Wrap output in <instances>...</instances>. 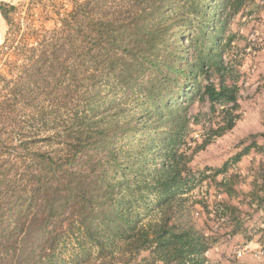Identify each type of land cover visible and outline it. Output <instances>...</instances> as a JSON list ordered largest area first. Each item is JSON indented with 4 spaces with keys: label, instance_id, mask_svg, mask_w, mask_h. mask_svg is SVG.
I'll return each instance as SVG.
<instances>
[{
    "label": "trees",
    "instance_id": "1",
    "mask_svg": "<svg viewBox=\"0 0 264 264\" xmlns=\"http://www.w3.org/2000/svg\"><path fill=\"white\" fill-rule=\"evenodd\" d=\"M65 1L55 28L19 39L16 7L0 1L14 56L0 73V264H207L212 217L241 233L229 171L264 133L218 168L192 162L241 119L229 26L262 10Z\"/></svg>",
    "mask_w": 264,
    "mask_h": 264
},
{
    "label": "rangeland",
    "instance_id": "2",
    "mask_svg": "<svg viewBox=\"0 0 264 264\" xmlns=\"http://www.w3.org/2000/svg\"><path fill=\"white\" fill-rule=\"evenodd\" d=\"M16 7L13 22L20 27L16 37L32 30H52L56 26L58 14L63 15L69 9L65 0H0ZM260 8L262 11L247 12ZM252 9V10H251ZM243 18L236 17L230 22L229 31L236 33L237 38L227 54L225 60L231 64L238 78L239 103L241 106V119L234 129L215 140L204 151L198 153L192 162L193 169L202 170L205 167L211 169L220 167L227 159L252 142L251 135L264 133V0H254L252 6H248ZM8 33V27L0 17V73L6 74V63L13 61L12 41H7L2 48ZM2 48V50H1ZM257 145L262 149L250 150L247 156L240 162L230 167V173L236 179L235 191L230 202L241 211V233L228 236L232 221L228 216L211 218L208 227L212 232H217L219 239L207 253V264H264V231L261 224H252L253 216L258 213L260 197L264 195V138H255ZM221 177H218V180ZM207 189L206 182L201 184V191ZM209 192L217 196L216 190L211 186ZM199 193V191H198ZM255 197V205L251 206L245 201V197L251 194ZM262 195V196H261ZM224 198L223 196L221 197ZM248 204V205H247ZM252 210L254 214H252ZM196 212L192 217L198 227L203 228L205 217ZM257 212V213H256ZM221 216V215H220ZM263 216L257 218L259 222ZM231 218V217H230ZM232 219V218H231ZM263 231V232H262ZM262 232V233H261ZM241 253L238 257L237 253ZM143 253L140 257H145ZM139 263V262H138Z\"/></svg>",
    "mask_w": 264,
    "mask_h": 264
},
{
    "label": "crops",
    "instance_id": "3",
    "mask_svg": "<svg viewBox=\"0 0 264 264\" xmlns=\"http://www.w3.org/2000/svg\"><path fill=\"white\" fill-rule=\"evenodd\" d=\"M254 198L255 197L252 195V193L245 197V201L251 206V208L253 207V205H255ZM259 201H260V204L261 205H258L259 210H258V213L256 212L257 214H255V217L253 216V219H252L253 223L252 224H256V223L257 224H261V228L264 231V195L262 197H260V200ZM252 214H254L253 210H252ZM260 216H263L262 217L263 220L261 222H259L258 220H256L257 218H260ZM263 260H264V258H263Z\"/></svg>",
    "mask_w": 264,
    "mask_h": 264
},
{
    "label": "built area",
    "instance_id": "4",
    "mask_svg": "<svg viewBox=\"0 0 264 264\" xmlns=\"http://www.w3.org/2000/svg\"><path fill=\"white\" fill-rule=\"evenodd\" d=\"M237 256L240 257V256H241V253L238 252V253H237Z\"/></svg>",
    "mask_w": 264,
    "mask_h": 264
}]
</instances>
